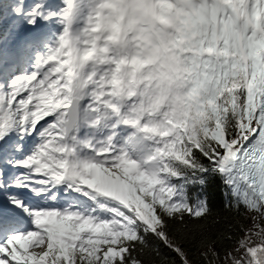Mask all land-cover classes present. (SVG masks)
I'll return each instance as SVG.
<instances>
[{"label": "snow or ice", "instance_id": "obj_1", "mask_svg": "<svg viewBox=\"0 0 264 264\" xmlns=\"http://www.w3.org/2000/svg\"><path fill=\"white\" fill-rule=\"evenodd\" d=\"M71 8L0 3V264H264V69L190 45L209 87L133 114L78 76Z\"/></svg>", "mask_w": 264, "mask_h": 264}, {"label": "clouds", "instance_id": "obj_2", "mask_svg": "<svg viewBox=\"0 0 264 264\" xmlns=\"http://www.w3.org/2000/svg\"><path fill=\"white\" fill-rule=\"evenodd\" d=\"M62 24L78 76L98 75L110 100L139 97L133 114L179 117L190 94L209 87L189 78L199 67L190 45L214 51L210 62L232 54L234 64L264 69V0H72Z\"/></svg>", "mask_w": 264, "mask_h": 264}, {"label": "trees", "instance_id": "obj_3", "mask_svg": "<svg viewBox=\"0 0 264 264\" xmlns=\"http://www.w3.org/2000/svg\"><path fill=\"white\" fill-rule=\"evenodd\" d=\"M3 1H1L0 3H3ZM220 181L218 178L214 179L212 181V183L210 184L209 186V195H210V198H212L214 196V198H212L211 202L213 204V206H216L218 203H219V200H220V194L217 190V186L219 185Z\"/></svg>", "mask_w": 264, "mask_h": 264}]
</instances>
